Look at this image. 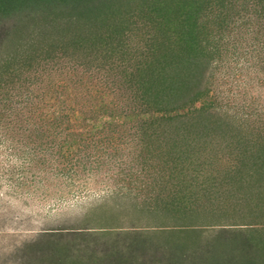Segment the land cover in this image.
I'll return each instance as SVG.
<instances>
[{
	"label": "trees",
	"instance_id": "obj_1",
	"mask_svg": "<svg viewBox=\"0 0 264 264\" xmlns=\"http://www.w3.org/2000/svg\"><path fill=\"white\" fill-rule=\"evenodd\" d=\"M238 29L264 71V0H0V54L22 31L39 63L35 91L0 97V140L33 128L26 174L76 194L96 172L108 193L0 264H264V96L229 114L210 73Z\"/></svg>",
	"mask_w": 264,
	"mask_h": 264
},
{
	"label": "rangeland",
	"instance_id": "obj_2",
	"mask_svg": "<svg viewBox=\"0 0 264 264\" xmlns=\"http://www.w3.org/2000/svg\"><path fill=\"white\" fill-rule=\"evenodd\" d=\"M211 22L212 27L219 29L216 25L217 22L214 23V20ZM241 30L245 29H238L232 35L226 32L225 39L219 48L221 61L210 69V73L213 72L215 75V82L217 81L225 92V96L232 98L230 102L224 100L220 104L223 110L232 115L236 113L241 115L239 107L243 100L242 94L239 92L244 90L245 86L253 94L262 96V99L264 96V71L260 69L262 65L258 60L257 52L261 49V45L252 39L251 34ZM240 31L244 34L239 35ZM33 37L38 40V30ZM34 41V39L26 37V34H22V31H17L8 42L7 47L2 50L0 54V97L5 96L4 92L6 91L14 94L13 92L24 89V86L31 82L33 84L30 85V88L35 91V87L38 85L36 82H38L39 63L38 44L35 48L32 47ZM40 63L43 64V61ZM49 66L51 65H44L41 68ZM255 70L257 73L253 74ZM257 74L263 77V82L256 77ZM223 76H225L224 79ZM13 86L15 90H12ZM26 98L24 93L17 95L13 97L11 105L18 106V102ZM4 112L8 114L11 111L8 109ZM5 113L4 116H6ZM2 133H5L4 130H0V134ZM7 133L9 138L5 136V139L1 138L0 140L1 257L12 251L17 245L35 236L40 228L68 223L103 202L108 195L107 184L99 181L101 176L96 175V172L90 175L87 180H82L86 182L87 187L84 192H76V194L67 192V189L61 190L63 184L47 186L39 183L37 176L31 175V173L26 174L27 171L23 168L26 160L30 162L35 160L32 151L35 148L38 149L37 130L10 128ZM11 134H14V137ZM18 137L22 138L23 143L12 145V142ZM216 139L221 140L220 137H216ZM144 154L150 156L151 153L145 151ZM149 160L152 162L154 158ZM105 162L107 165L116 166L118 159L106 158ZM105 168L99 172L103 173ZM36 170L37 173L38 169ZM24 176L28 177L27 184L22 181L26 179ZM57 201L58 203H56Z\"/></svg>",
	"mask_w": 264,
	"mask_h": 264
}]
</instances>
